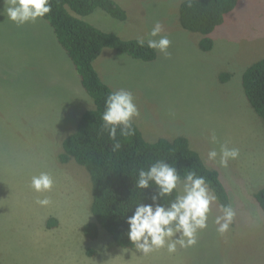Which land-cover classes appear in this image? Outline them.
<instances>
[{
    "label": "rangeland",
    "instance_id": "rangeland-1",
    "mask_svg": "<svg viewBox=\"0 0 264 264\" xmlns=\"http://www.w3.org/2000/svg\"><path fill=\"white\" fill-rule=\"evenodd\" d=\"M115 1L127 20L99 9L87 21L145 42L159 22L171 41L170 55L157 50L156 60L144 62L105 49L96 65L100 76L113 91L133 93L140 112L133 122L146 141L185 137L220 173L234 221L225 234L217 232L214 221L222 214L217 200L197 243L177 245L172 253L166 247L147 255L123 249L106 231L97 240L87 239L83 227L94 220L90 174L73 160L61 163L59 156L64 139L94 102L47 21L17 26L0 14V264H264V214L255 197L264 175L252 170L258 154L264 157V123L241 82L244 71L264 59V0H240L210 36L211 52L200 49L201 34L182 28L184 0ZM4 7L0 0V12ZM223 74L230 79L221 80ZM212 132L218 143L211 142ZM222 143L239 149L227 167L219 157L208 159ZM40 172L52 175L50 192L30 187L31 177ZM45 197L49 205L37 203ZM50 218L58 221L56 227L47 226Z\"/></svg>",
    "mask_w": 264,
    "mask_h": 264
},
{
    "label": "trees",
    "instance_id": "trees-1",
    "mask_svg": "<svg viewBox=\"0 0 264 264\" xmlns=\"http://www.w3.org/2000/svg\"><path fill=\"white\" fill-rule=\"evenodd\" d=\"M240 0H184L179 7V21L187 31L203 36L200 49L211 52L214 40L210 37L221 26L228 14L233 12ZM51 12L43 19L53 29L57 42L65 51L79 78L82 88L92 98L94 108L81 117L76 131L63 141L61 163L75 161L90 174L93 201L91 213L94 220L83 227L87 239L97 240L101 231H106L114 242L123 249L135 248L128 239L127 217L133 214L139 203H151L155 191L135 187L140 169H147L157 160H164L177 167L181 180L189 171L204 176L219 204H231L230 196L220 173L209 168L200 153L192 149L185 137L173 140L159 139L148 142L133 122L134 135L123 137L117 134L121 143L118 151H112L114 141L102 131V113L105 99L113 90L103 81L96 62L105 49H112L132 59L151 62L157 59V50L141 47L138 39H123L112 32H106L89 21L97 10H103L119 21H125L128 14L115 0H50ZM229 74L221 80L228 81ZM242 89L245 97L264 123V59L247 68L242 75ZM179 190L162 201L174 199ZM256 201L264 214V188L257 191ZM58 225L50 218L47 226ZM93 250L89 251L92 255Z\"/></svg>",
    "mask_w": 264,
    "mask_h": 264
},
{
    "label": "clouds",
    "instance_id": "clouds-1",
    "mask_svg": "<svg viewBox=\"0 0 264 264\" xmlns=\"http://www.w3.org/2000/svg\"><path fill=\"white\" fill-rule=\"evenodd\" d=\"M5 7L0 14L14 22L17 26L35 22L51 12L50 0H4ZM159 22L155 23L148 34L147 47L158 50L169 56L168 48L171 44ZM138 44L143 47L145 39L139 38ZM140 116L131 91L120 89L108 94L105 99V109L102 113V131L108 133L114 141L112 151H118L121 143L117 134L128 137L135 134L134 118ZM211 142L218 143L215 132L210 136ZM239 156V149L229 147L227 143L220 144L219 151L213 149L208 152V159L215 161L219 157V164L227 167L230 160ZM54 179L48 172L33 175L30 187L37 193L50 192L54 186ZM181 183L177 167L164 160H157L146 170L140 169L135 187L149 189L154 184L155 191L151 195V203H139L133 214L127 217L129 226L127 236L135 249L147 255L155 250L167 248L172 253L181 248H188L197 243V233L208 226L211 206L217 201V196L211 190L206 178L196 171H189L183 180V190L174 199L163 203L165 197H171ZM37 203L47 206L51 200L47 197L38 199ZM221 215L215 218L217 232L221 235L228 232L235 217L231 204L220 205Z\"/></svg>",
    "mask_w": 264,
    "mask_h": 264
},
{
    "label": "crops",
    "instance_id": "crops-1",
    "mask_svg": "<svg viewBox=\"0 0 264 264\" xmlns=\"http://www.w3.org/2000/svg\"><path fill=\"white\" fill-rule=\"evenodd\" d=\"M43 19V18H42ZM105 52H103V54L98 58L97 62H96V65L98 63V61H100V59L103 57ZM96 69L98 70L99 72V69L97 68L96 66ZM100 74V72H99ZM102 78V77H101ZM106 83V82H105ZM78 85L79 87L81 88L80 84H79V81H78ZM107 85L110 87V85L107 83ZM200 155L202 156V158L204 159L203 155L200 153ZM259 156V154H258ZM255 159V162H256V167H254L252 170H257V174L259 175V178H262V176L264 175V157L262 158L261 156L258 157ZM264 188V182L262 183L260 189ZM260 189H258L257 191H259Z\"/></svg>",
    "mask_w": 264,
    "mask_h": 264
}]
</instances>
